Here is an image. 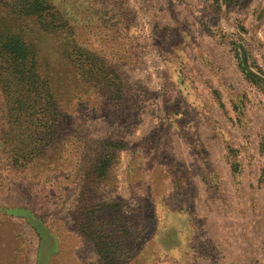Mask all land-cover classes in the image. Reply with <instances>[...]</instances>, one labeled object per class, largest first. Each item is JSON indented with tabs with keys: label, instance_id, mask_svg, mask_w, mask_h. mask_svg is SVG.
<instances>
[{
	"label": "rangeland",
	"instance_id": "1",
	"mask_svg": "<svg viewBox=\"0 0 264 264\" xmlns=\"http://www.w3.org/2000/svg\"><path fill=\"white\" fill-rule=\"evenodd\" d=\"M50 2L65 31L0 3V30L24 37L66 112L55 146L29 156L0 93V264H113L99 243L124 250L114 264H264V94L241 69L264 68V0ZM73 47L119 94L80 82ZM91 213L103 235L82 228Z\"/></svg>",
	"mask_w": 264,
	"mask_h": 264
},
{
	"label": "trees",
	"instance_id": "2",
	"mask_svg": "<svg viewBox=\"0 0 264 264\" xmlns=\"http://www.w3.org/2000/svg\"><path fill=\"white\" fill-rule=\"evenodd\" d=\"M0 3L6 6L13 15L34 20L45 31L58 32L68 28L64 15L59 13L50 0H0ZM66 55L75 69L80 72V82L91 78L99 83L100 79L105 77L106 65L104 60L86 48H68ZM36 56L35 51L22 35L10 34L0 30L2 119L4 122L9 121L16 133L20 134L22 129L25 134L31 137V139L28 138L25 147L29 156L45 152L55 146L62 135L63 118L66 116L61 100L57 95L58 92L40 70ZM241 69L245 79L264 92V78L250 70L244 63H242ZM257 70L264 76L261 67L258 66ZM101 86L105 88V94L117 92L119 94L120 89L118 87H121L117 81L110 82L109 79L105 78H103ZM215 96L220 101L221 107L224 108L225 105L221 102L219 90L215 91ZM245 96L246 100H250L248 95ZM246 100L244 99V102ZM244 106L245 103H243ZM234 109L237 111L239 119L242 120L241 115L244 117L245 113H242L238 105H234ZM106 144L111 146L110 143ZM262 150H264V144ZM115 156L116 154L110 151L102 154L93 170L94 175L98 178H106ZM14 162L19 163V160L16 159ZM239 173L240 167L234 165L235 180H238ZM85 220L86 223L81 225L84 230L89 227L88 223H93L92 227L88 228L89 235H103L108 230V226L100 223L99 216L94 215V213L87 214ZM98 250L107 261L113 264L124 258V250L116 243L110 245L99 243Z\"/></svg>",
	"mask_w": 264,
	"mask_h": 264
},
{
	"label": "crops",
	"instance_id": "3",
	"mask_svg": "<svg viewBox=\"0 0 264 264\" xmlns=\"http://www.w3.org/2000/svg\"><path fill=\"white\" fill-rule=\"evenodd\" d=\"M259 66V65H258ZM261 67V66H260ZM261 69L263 70V72H264V68L263 67H261ZM255 72V71H254ZM256 73V72H255ZM256 74H258L260 77H263L264 78V76L259 72V73H256ZM244 75V74H243ZM244 78H245V76H244ZM251 84V83H250ZM252 86H255V85H253V84H251ZM257 89H259V91H261L263 94H264V92L259 88V87H257V86H255Z\"/></svg>",
	"mask_w": 264,
	"mask_h": 264
}]
</instances>
